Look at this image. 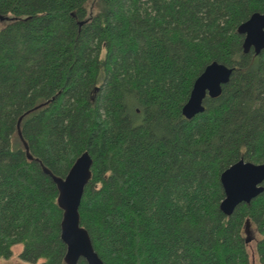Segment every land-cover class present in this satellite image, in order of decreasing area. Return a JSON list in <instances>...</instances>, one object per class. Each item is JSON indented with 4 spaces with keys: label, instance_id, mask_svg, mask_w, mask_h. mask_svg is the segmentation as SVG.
<instances>
[{
    "label": "trees",
    "instance_id": "trees-1",
    "mask_svg": "<svg viewBox=\"0 0 264 264\" xmlns=\"http://www.w3.org/2000/svg\"><path fill=\"white\" fill-rule=\"evenodd\" d=\"M254 12L264 0H0V258L21 244L68 264L44 168L64 177L88 151L79 218L105 264H252V227L264 264V190L219 208L221 172L264 162V51L237 32ZM213 61L229 81L186 119Z\"/></svg>",
    "mask_w": 264,
    "mask_h": 264
},
{
    "label": "water",
    "instance_id": "water-1",
    "mask_svg": "<svg viewBox=\"0 0 264 264\" xmlns=\"http://www.w3.org/2000/svg\"><path fill=\"white\" fill-rule=\"evenodd\" d=\"M237 32L243 36L242 50H250L258 55L264 51V13L254 12L242 22ZM233 68L213 61L205 66L194 80L189 98L182 106V115L191 119L204 111L206 97L220 95L222 85L229 81ZM30 157V156H29ZM92 158L88 151L82 152L73 162L64 177L44 171L56 185L57 203L62 210L60 221V239L66 246L65 258L68 264H77L83 259L86 264H105L94 250L87 230L81 226L79 207L84 188L91 175ZM264 162L252 163L243 159L231 164L220 174V183L224 198L220 202L221 212L230 216L240 204H248L263 190ZM250 237L247 238V242Z\"/></svg>",
    "mask_w": 264,
    "mask_h": 264
},
{
    "label": "rangeland",
    "instance_id": "rangeland-1",
    "mask_svg": "<svg viewBox=\"0 0 264 264\" xmlns=\"http://www.w3.org/2000/svg\"><path fill=\"white\" fill-rule=\"evenodd\" d=\"M258 233L254 227L251 228L249 232L250 241L248 243V251L250 254V259L252 264H259L257 261V256L255 254V241L258 238ZM11 255L6 258H0V264H32L26 261H23L19 254L22 250L21 244H16L11 248Z\"/></svg>",
    "mask_w": 264,
    "mask_h": 264
}]
</instances>
